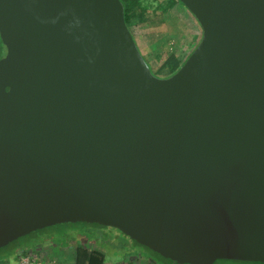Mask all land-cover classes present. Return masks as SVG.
I'll return each instance as SVG.
<instances>
[{"label": "water", "instance_id": "95a60500", "mask_svg": "<svg viewBox=\"0 0 264 264\" xmlns=\"http://www.w3.org/2000/svg\"><path fill=\"white\" fill-rule=\"evenodd\" d=\"M153 73L121 0H0V248L65 222L183 264L264 262V0H179Z\"/></svg>", "mask_w": 264, "mask_h": 264}, {"label": "rangeland", "instance_id": "374dc122", "mask_svg": "<svg viewBox=\"0 0 264 264\" xmlns=\"http://www.w3.org/2000/svg\"><path fill=\"white\" fill-rule=\"evenodd\" d=\"M163 1L143 0V3L149 6L146 11L148 18L152 20L149 21V25L140 23L136 18L129 19L128 24L142 47L141 52L154 68L159 58L171 52L181 53L182 59L187 58L202 36L198 21L181 3L164 12L159 22L156 19L157 14H160L157 4ZM1 47L5 50L4 45ZM166 74L162 73L160 76ZM69 223L47 227L45 231L49 233L46 235L50 243L48 246L43 244L38 246L37 244L40 243L34 240L29 244L28 254L8 258L7 264H24L22 261L27 257L31 258L30 264H73L77 245L90 250L101 248L106 256V264H157L151 261L150 255L153 254L151 251L136 244L116 228L87 222ZM1 263H3L2 258H0ZM159 264H163L162 261H159ZM214 264H264V262L220 259Z\"/></svg>", "mask_w": 264, "mask_h": 264}, {"label": "trees", "instance_id": "16d2710c", "mask_svg": "<svg viewBox=\"0 0 264 264\" xmlns=\"http://www.w3.org/2000/svg\"><path fill=\"white\" fill-rule=\"evenodd\" d=\"M121 1L124 5L125 19H126L127 24H129V19H131V18H136L140 23H143V24L146 23L148 25H149V21H152L151 19L148 18V16H147L148 14L146 12L149 9V6H148V4H144L143 0H121ZM177 3H181V2L179 0H164L163 2L158 3L157 8L160 9V14H157L158 16L156 19L159 20V22H160L162 20V18L160 16H163L164 12H166L167 10L174 7ZM181 4H183V3H181ZM130 30H131V28H130ZM131 32H132V30H131ZM132 34H133V36H134V38L138 44V47L140 46L139 48H142L141 45L137 41L136 35L133 32H132ZM2 45H4V44L2 43V41L0 39V50L1 51L3 50V48L1 47ZM5 51H6V48L4 50V54H5ZM159 59H158L156 68H154L153 65L148 60H147V62L149 63L154 74L160 75L162 73H167L165 76H168V75L174 73L181 66V64L184 62V60L186 58L182 59L181 53L171 52V53L167 54L166 56L159 58ZM71 223H73V222H70L69 224H71ZM91 224L103 226V225L96 224V223H91ZM107 227H109V226H107ZM46 229H47V227L33 231L30 234L19 237L18 239L7 244L6 246L1 247L0 248V253H1L0 258L3 259V263H1V264H7L8 262H6V261L9 260L8 258H12V257L16 258L21 254H28L30 252L29 244H30V242H32L34 240L37 243H40V244H37L38 246H41V244L48 246L50 243L48 242L46 235L49 233H47L45 231ZM30 236H31V238H30ZM134 242L138 245H141V244L137 243L135 240H134ZM143 247H145V246H143ZM145 248H147L149 251H151L153 254L156 255L155 256L152 254V256L150 255V258H151V261H154L157 264H159V261H162L163 264H180V263L174 262L170 259L164 258L163 256L152 251L148 247H145ZM73 264H106V256H105V254L101 248H99V249L96 248V249L90 250V249L85 248L81 245H77L76 249H75V259L73 261ZM183 264H185V263H183Z\"/></svg>", "mask_w": 264, "mask_h": 264}, {"label": "built area", "instance_id": "2783aa9c", "mask_svg": "<svg viewBox=\"0 0 264 264\" xmlns=\"http://www.w3.org/2000/svg\"><path fill=\"white\" fill-rule=\"evenodd\" d=\"M24 264H30L31 263V258L27 257V258H24V260L22 261ZM40 264V263H38Z\"/></svg>", "mask_w": 264, "mask_h": 264}, {"label": "flooded vegetation", "instance_id": "af4514ba", "mask_svg": "<svg viewBox=\"0 0 264 264\" xmlns=\"http://www.w3.org/2000/svg\"><path fill=\"white\" fill-rule=\"evenodd\" d=\"M4 55V49L1 51L0 50V57H2Z\"/></svg>", "mask_w": 264, "mask_h": 264}, {"label": "crops", "instance_id": "0c3cea01", "mask_svg": "<svg viewBox=\"0 0 264 264\" xmlns=\"http://www.w3.org/2000/svg\"><path fill=\"white\" fill-rule=\"evenodd\" d=\"M138 41V40H137ZM193 41V40H192ZM139 43V42H138ZM144 55V54H143Z\"/></svg>", "mask_w": 264, "mask_h": 264}, {"label": "clouds", "instance_id": "9594fccd", "mask_svg": "<svg viewBox=\"0 0 264 264\" xmlns=\"http://www.w3.org/2000/svg\"><path fill=\"white\" fill-rule=\"evenodd\" d=\"M185 61V60H184Z\"/></svg>", "mask_w": 264, "mask_h": 264}]
</instances>
